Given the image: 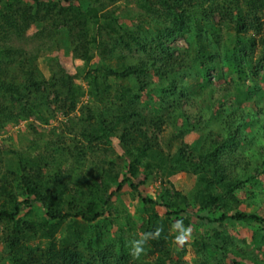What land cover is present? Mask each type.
I'll return each instance as SVG.
<instances>
[{"label": "trees", "instance_id": "obj_1", "mask_svg": "<svg viewBox=\"0 0 264 264\" xmlns=\"http://www.w3.org/2000/svg\"><path fill=\"white\" fill-rule=\"evenodd\" d=\"M135 4L122 13L103 0H0V130L65 119L55 140L31 141L37 153L0 148V264H187L188 247L172 241L179 221L204 229L192 242L201 264L213 252L214 264H264V241L227 229L264 240V0ZM60 28L75 60L101 64L46 75L39 59ZM177 173L194 179L188 192L140 194L142 218L115 229L126 187ZM157 229L133 258L132 242Z\"/></svg>", "mask_w": 264, "mask_h": 264}, {"label": "rangeland", "instance_id": "obj_2", "mask_svg": "<svg viewBox=\"0 0 264 264\" xmlns=\"http://www.w3.org/2000/svg\"><path fill=\"white\" fill-rule=\"evenodd\" d=\"M27 1V0H23ZM48 1V0H47ZM109 3V7L113 8L117 4L122 6L121 12H125L130 7L133 10H138L137 4H135L136 0H115V2L111 3V0H103ZM33 3V2H31ZM125 4V5H124ZM127 4V5H126ZM128 6V7H127ZM144 15V13H142ZM262 20L264 21V8L261 12ZM132 18L130 14L126 15L125 19L123 20L124 23L132 24ZM42 28V24H35L31 27V29L27 33V38L29 39L35 33H37ZM68 31L64 28H60L56 42L52 45V47L45 51L39 59V64L46 75H49L50 71L54 69H60V66L64 67L68 72L75 74L78 72L79 68L85 67L87 70L89 68H95L101 64V58L99 56L95 57L92 62L89 64H85L80 60H75L72 56V49L70 47V42L68 40ZM21 44H26L25 42H20ZM179 45H186L184 41H179ZM38 44L34 42V40L27 44L30 48H33V45ZM80 83V82H79ZM90 103L88 97H85L79 105L77 112L74 114L76 117L86 116L87 109L85 106ZM34 119V118H33ZM29 120L26 122L21 123L20 125H13L8 124L4 129L0 130V148L2 150H30L32 152H39L40 147L38 148H29V145L32 140H38V143L41 144L53 141L56 139V136L53 134L52 130L56 129V132H61L65 129V119L63 117L53 119L49 124H43L37 119ZM32 125V127H31ZM198 135L193 134L190 136L189 140H194ZM119 140L114 139V145L119 148ZM119 151H121L119 149ZM106 185L108 186L109 191H113L117 187V183H115L112 178L109 176H105L104 178ZM194 185V179L187 173H177L175 175H164L160 177L159 180L155 181H148L147 184L142 185L140 187V192L132 193L131 189L126 187V193L121 198H114V207L117 208L112 210V214L119 215V221L116 222V227L119 226V223L122 221H126L127 219H134L135 221L139 222L144 214V209L141 205L140 194L143 195H151L155 199L159 198L164 187L169 186L172 189L181 190L184 192H188ZM241 197H245L244 192H240ZM245 208V206H242ZM159 210L161 214H165L166 210L164 208H160ZM120 212V213H119ZM219 230L223 229V227L219 226ZM227 229L232 235H235L237 238L243 240L245 239L249 243H258L263 242V238L261 234H257L253 232L250 228L246 226H238L237 228L228 226ZM201 231V232H200ZM201 233H204V229H198L196 226H193L191 229V234L186 236V239L183 243L177 241L178 237V229H172V241L176 243L177 251L183 248L186 244L188 247L186 252L184 253L183 258L187 261V264H201L200 259L197 258L194 246L192 242L196 237H198ZM2 247L0 246V250ZM217 253L213 252L211 254V263L207 264H214L216 262ZM181 257L180 254H175V259H179ZM241 260L242 258L238 255H231L227 260L226 263L234 264L233 259ZM219 262V258L217 260ZM8 264V263H6Z\"/></svg>", "mask_w": 264, "mask_h": 264}, {"label": "clouds", "instance_id": "obj_3", "mask_svg": "<svg viewBox=\"0 0 264 264\" xmlns=\"http://www.w3.org/2000/svg\"><path fill=\"white\" fill-rule=\"evenodd\" d=\"M174 228L180 229L181 235H179L177 237V241L180 242V243H183L185 241V239H186V236L188 234H190L191 228L184 229L182 227V221L177 222L174 225ZM159 235H160V230L157 229V231L155 232V234H153V233H147V234H144L143 236H141V238L139 240H134L132 242V245H131V255L133 256V258H139V256L141 255V253L144 251L143 245L150 238H155V237H158Z\"/></svg>", "mask_w": 264, "mask_h": 264}]
</instances>
